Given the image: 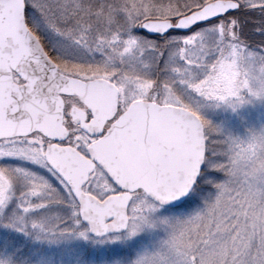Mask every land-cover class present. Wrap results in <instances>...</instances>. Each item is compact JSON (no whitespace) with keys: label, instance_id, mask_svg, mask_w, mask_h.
<instances>
[{"label":"snow or ice","instance_id":"obj_1","mask_svg":"<svg viewBox=\"0 0 264 264\" xmlns=\"http://www.w3.org/2000/svg\"><path fill=\"white\" fill-rule=\"evenodd\" d=\"M264 0H0V264H264Z\"/></svg>","mask_w":264,"mask_h":264},{"label":"rangeland","instance_id":"obj_2","mask_svg":"<svg viewBox=\"0 0 264 264\" xmlns=\"http://www.w3.org/2000/svg\"><path fill=\"white\" fill-rule=\"evenodd\" d=\"M203 117L211 124L220 125L223 130L243 136L245 130H264V105L248 106L238 113L205 110Z\"/></svg>","mask_w":264,"mask_h":264}]
</instances>
